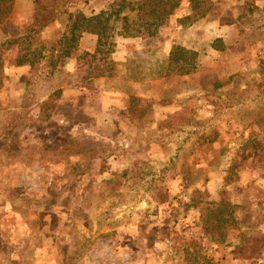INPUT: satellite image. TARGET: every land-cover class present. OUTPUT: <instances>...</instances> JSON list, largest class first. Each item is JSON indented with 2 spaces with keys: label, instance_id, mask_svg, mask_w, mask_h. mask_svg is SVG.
I'll return each instance as SVG.
<instances>
[{
  "label": "rangeland",
  "instance_id": "374dc122",
  "mask_svg": "<svg viewBox=\"0 0 264 264\" xmlns=\"http://www.w3.org/2000/svg\"><path fill=\"white\" fill-rule=\"evenodd\" d=\"M199 1L149 36V0H14L0 264H264V0ZM67 11L102 13L103 45L52 66Z\"/></svg>",
  "mask_w": 264,
  "mask_h": 264
},
{
  "label": "trees",
  "instance_id": "16d2710c",
  "mask_svg": "<svg viewBox=\"0 0 264 264\" xmlns=\"http://www.w3.org/2000/svg\"><path fill=\"white\" fill-rule=\"evenodd\" d=\"M157 1L160 0H149L151 10L149 11L150 15L153 16L154 20H143L144 24L143 27H145V31L148 32L149 36L154 35V31L157 29V27L161 26L164 23V20L166 17L171 13V11L178 7L180 4V0H176V2L173 3L172 6H170L169 9H165V5L162 6L163 9L160 11L158 8ZM190 3L194 2H200L199 0H189ZM124 2V0H122ZM14 0H0V23H2L7 17H9L12 9H13ZM131 4V3H129ZM166 4V3H165ZM42 9V7H41ZM43 9H47L45 6H43ZM43 11V10H42ZM205 15V12H202L200 16L202 17ZM67 16V30L61 35V39L55 42L54 46L51 48L53 55L51 56V65L55 66L56 62L63 61L65 58L70 57L73 52L77 48V44L79 39L82 37L83 34H94L97 36V51L100 52V48L103 45V25L105 18H103L102 13L95 14L91 16H86L84 13L80 11L76 12H66ZM143 19V18H141ZM35 21L43 22L41 23L42 27H45L49 23V16L43 15L40 19V16L35 17ZM154 28V29H153ZM153 29V30H152ZM138 33H141L138 31ZM25 40H28L29 37H25ZM111 44V42H110ZM180 50V49H179ZM27 52L20 55L19 58H17V65H33L34 64V57H32L33 52H30L28 49H26ZM55 54V55H54ZM88 54V53H87ZM174 60H178V58L172 57ZM184 73H188V71H185ZM101 75L102 72H100Z\"/></svg>",
  "mask_w": 264,
  "mask_h": 264
}]
</instances>
